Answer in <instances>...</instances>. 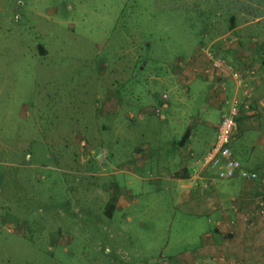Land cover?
<instances>
[{"label":"rangeland","instance_id":"obj_1","mask_svg":"<svg viewBox=\"0 0 264 264\" xmlns=\"http://www.w3.org/2000/svg\"><path fill=\"white\" fill-rule=\"evenodd\" d=\"M239 9L248 0H0V264H135L167 233L158 174L133 172L173 94L155 77L165 60L215 53L230 39L209 29L247 22ZM119 190L139 205L116 210Z\"/></svg>","mask_w":264,"mask_h":264},{"label":"crops","instance_id":"obj_2","mask_svg":"<svg viewBox=\"0 0 264 264\" xmlns=\"http://www.w3.org/2000/svg\"><path fill=\"white\" fill-rule=\"evenodd\" d=\"M234 12L227 11L228 19ZM236 15L238 19L240 15L246 16L248 21L232 25L227 20L224 27L216 22L209 30L214 31V38H219L222 31L229 36L225 44L215 45L213 41L217 38L214 39L213 50L229 68L240 72L244 79L242 86L229 69L215 68L210 58L165 60L164 77H155L157 82L164 80L165 85L171 84L173 94L171 98L169 95L168 103L164 101L158 108L164 124L160 126L163 135H156L154 140L158 143L155 153L144 154L139 150L134 157L133 172L150 169L158 174L160 181L152 186L156 192L169 194L171 202L167 208L171 219L179 222V228H174L177 221L168 222L167 233L157 235V240L151 237L153 241L146 243L142 259L135 264H264V2L248 0V10L239 9ZM200 30L199 44H205L207 33ZM239 42L242 48L238 47ZM133 91L136 90H122L121 96L132 95ZM233 95L242 105L233 152L247 170L258 174L254 180L240 177L220 180L201 164L216 140L221 118ZM119 100L122 99L118 97L116 110ZM103 103L104 114L114 115L108 98ZM197 108L204 118L192 114ZM164 109L170 111L168 117L162 114ZM215 112L221 115L218 126L212 122ZM118 170L129 171L122 167ZM203 182H208L209 187L204 188ZM150 191L141 188L140 194ZM129 194L120 191L113 207L121 211L139 205V198L133 195L129 198ZM162 203L159 201L158 206Z\"/></svg>","mask_w":264,"mask_h":264},{"label":"built area","instance_id":"obj_3","mask_svg":"<svg viewBox=\"0 0 264 264\" xmlns=\"http://www.w3.org/2000/svg\"><path fill=\"white\" fill-rule=\"evenodd\" d=\"M208 58L211 59L215 68H227L231 71L233 78L239 86L244 84V79L239 71L229 68L224 59L216 56L212 51H207ZM166 97V96H164ZM165 99V98H164ZM229 108L221 118L216 140L211 149L206 153L201 161L203 169L209 170L214 174V178L220 180L233 179L240 177L243 179H257L258 174L247 170L241 161L236 158L233 152L234 132L239 116L241 101L233 95L229 100ZM157 115H161V110H156ZM203 187L208 188L209 183L203 182Z\"/></svg>","mask_w":264,"mask_h":264}]
</instances>
